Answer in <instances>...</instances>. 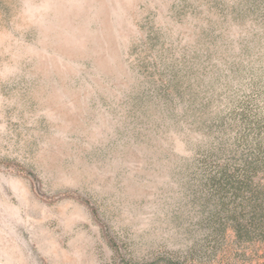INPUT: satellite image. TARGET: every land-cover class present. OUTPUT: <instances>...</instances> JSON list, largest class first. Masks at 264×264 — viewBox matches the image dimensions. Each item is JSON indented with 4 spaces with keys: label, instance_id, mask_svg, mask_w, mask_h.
<instances>
[{
    "label": "rangeland",
    "instance_id": "374dc122",
    "mask_svg": "<svg viewBox=\"0 0 264 264\" xmlns=\"http://www.w3.org/2000/svg\"><path fill=\"white\" fill-rule=\"evenodd\" d=\"M247 102L264 0H0V264H264L208 227Z\"/></svg>",
    "mask_w": 264,
    "mask_h": 264
},
{
    "label": "trees",
    "instance_id": "16d2710c",
    "mask_svg": "<svg viewBox=\"0 0 264 264\" xmlns=\"http://www.w3.org/2000/svg\"><path fill=\"white\" fill-rule=\"evenodd\" d=\"M243 106L238 157L218 163L204 182L206 193L216 199L208 218L210 236L225 238L231 231L241 245L264 242V112L250 107L249 102ZM243 151L247 152L241 156ZM188 260L161 257L152 264H192ZM118 264L146 263L121 258Z\"/></svg>",
    "mask_w": 264,
    "mask_h": 264
}]
</instances>
